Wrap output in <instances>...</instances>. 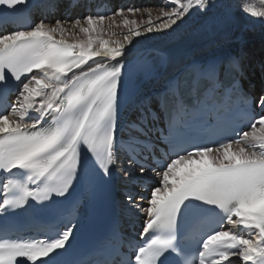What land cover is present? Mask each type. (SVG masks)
Here are the masks:
<instances>
[{"label": "snow or ice", "instance_id": "6c2138e0", "mask_svg": "<svg viewBox=\"0 0 264 264\" xmlns=\"http://www.w3.org/2000/svg\"><path fill=\"white\" fill-rule=\"evenodd\" d=\"M29 2L0 0V24L16 28L0 29V223L55 211L54 198L81 180L98 205L114 172L133 186L152 173L150 196L137 188L125 197L142 230L124 237L113 225L93 264H264V93H240L209 64L149 95L139 84L151 65L129 53L137 38L207 14L213 0H163L155 18L149 8L139 21L122 7L60 19L70 0H45L50 14L24 26ZM241 10L264 23V10ZM106 20L126 30L122 40L104 38ZM65 215L43 240L0 239V264H86L68 253L77 218Z\"/></svg>", "mask_w": 264, "mask_h": 264}, {"label": "bare ground", "instance_id": "6f19581e", "mask_svg": "<svg viewBox=\"0 0 264 264\" xmlns=\"http://www.w3.org/2000/svg\"><path fill=\"white\" fill-rule=\"evenodd\" d=\"M128 1L130 3H127ZM133 1L118 0L116 8H124L125 14L130 19H137V21L147 20V13L143 10L149 8L152 9L153 18H155L158 14V7L151 8L149 6L157 2L159 4L163 3V0H135L133 5ZM43 4L45 3H40V6ZM127 4L129 5L127 6ZM213 4L214 7L207 14L193 11L183 23H179V26H173L172 29L164 33L154 32L143 35L130 46L129 53L132 55H142L144 57L151 53H163L168 57L164 72L149 81L142 89L144 93L154 95L159 92L169 78L174 77L194 60L206 61L211 59L222 66L224 57L233 55L245 64L247 74L249 70H251L254 77L258 76L260 78V75L264 74V23H261L257 18L250 17L249 14H245L241 10L245 4L264 10V0H213ZM132 6L140 9L141 12L136 13L134 16L127 13V8ZM33 11H35V5ZM50 11L48 7L43 9L36 20L50 14ZM67 11L68 9L64 13H60L58 18L64 19V14ZM109 15H112V13L106 16ZM45 22L54 23L55 20L47 19ZM108 23L106 20L104 38L122 40L126 30H122L115 25L108 29ZM117 23H119V20H117ZM10 30L14 29L11 28ZM109 32L115 33V35L109 36ZM97 59L99 62H104L101 58ZM145 179L151 180L153 186L156 185V178L152 173L140 178V180ZM115 182L120 192L118 195L120 216L123 221L136 220L141 214L133 210L121 194L122 190H126L133 195H137L136 186L126 183L117 174H115ZM139 194L148 197L150 191H141ZM142 206H147V200L143 201ZM234 264H238V262L236 261Z\"/></svg>", "mask_w": 264, "mask_h": 264}, {"label": "rangeland", "instance_id": "374dc122", "mask_svg": "<svg viewBox=\"0 0 264 264\" xmlns=\"http://www.w3.org/2000/svg\"><path fill=\"white\" fill-rule=\"evenodd\" d=\"M161 4V3H160ZM160 4L157 2V3H154V4H152L151 6H149V7H151V8H155V7H159L160 6Z\"/></svg>", "mask_w": 264, "mask_h": 264}]
</instances>
